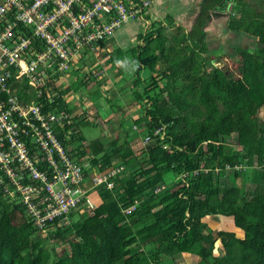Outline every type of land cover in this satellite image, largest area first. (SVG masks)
<instances>
[{
  "label": "trees",
  "instance_id": "1",
  "mask_svg": "<svg viewBox=\"0 0 264 264\" xmlns=\"http://www.w3.org/2000/svg\"><path fill=\"white\" fill-rule=\"evenodd\" d=\"M222 1L208 0L207 7L224 6ZM226 1L235 10L230 32L256 39L253 49L237 47L232 56H238L236 72L218 66L208 70L202 33L193 40L153 30L130 52L131 61L120 49L109 53L107 64L125 61L119 67L129 68L132 75L131 105L144 110L133 121L143 138L139 155L129 142H90L92 156L101 158L88 160L92 168L86 174L121 166L125 171L115 177L112 191L98 189L101 204L93 214L84 212L75 221L69 214L65 229L37 230L0 190V264H171L183 253L197 256V264H264V0ZM89 76L88 81L97 80ZM79 84L85 86L81 80L72 82L52 103L43 100L45 110L71 114L62 96ZM241 113L248 121L235 128L234 115ZM72 126L76 130L89 122ZM69 128L57 130L65 148L64 130ZM234 133L233 149L223 138ZM84 155L81 150L74 157ZM242 174L250 175V181L239 187L235 181ZM224 175L233 180L228 186L219 183ZM161 186L165 189L154 193ZM131 206L135 209L123 215L121 208ZM207 219L230 221L227 230L217 232L219 240ZM45 233L48 238H41ZM49 238L65 243L68 251L58 254L44 246ZM146 245L151 246L147 252L141 250Z\"/></svg>",
  "mask_w": 264,
  "mask_h": 264
},
{
  "label": "built area",
  "instance_id": "2",
  "mask_svg": "<svg viewBox=\"0 0 264 264\" xmlns=\"http://www.w3.org/2000/svg\"><path fill=\"white\" fill-rule=\"evenodd\" d=\"M149 5L147 0L0 2V190L39 231L59 227L76 210L93 214L101 204L98 189L112 191L115 177L125 171L121 166L86 174L89 162L72 158L57 137L73 112L45 110L43 100L52 103L70 88L63 79L80 80L86 60L108 53L106 42L123 25L143 21ZM70 92L62 96L69 106Z\"/></svg>",
  "mask_w": 264,
  "mask_h": 264
},
{
  "label": "rangeland",
  "instance_id": "3",
  "mask_svg": "<svg viewBox=\"0 0 264 264\" xmlns=\"http://www.w3.org/2000/svg\"><path fill=\"white\" fill-rule=\"evenodd\" d=\"M257 7L261 8V5L257 4ZM240 12L242 11L239 9V11L237 12L238 15L234 17L235 19H238L240 17ZM237 35L230 33L227 36L226 39L230 43L228 46L229 50L227 49L223 53L216 52L215 54L206 56L208 61H210V64L208 65V70H211V67L218 66V69L220 70L224 69L226 71L228 70L230 72H236L238 56H236V59L232 56L238 53L237 47L253 49L256 44V39L254 40L249 37H245L243 36V34ZM107 43L108 41L106 42V44ZM109 46L112 49L116 48V44L113 42H111ZM101 55L99 56L98 54L96 56L97 60H95V56L93 55H91L90 58L86 60L88 64L86 65V67L81 69V72L77 75L78 77H80V80L85 84V86L79 84L68 94V103L70 104L73 113L71 114L69 118L70 120L66 125L70 126V128L66 131L64 130V138L67 143V151H70V155L72 156V158L77 160L86 159L88 161L91 158H101L100 155L92 156L91 150L88 149L89 143L95 141L96 139H101V141L108 140V142L114 140L116 145H122L126 142H129L136 150L137 155H139L140 149H142L143 145V138L141 137L138 128L135 127L133 121L141 117L143 115L144 110L143 107H139L138 105H136L135 102H133V104L131 105V102L134 98L133 93L130 92L132 85V80H130L132 76L131 72L129 71V68H109L108 64H106L105 62V59L101 57ZM116 71L117 74H115ZM90 73L97 77V80L95 82L88 81ZM71 78L63 79V81L68 83L69 86L71 84ZM103 78L105 79V83L102 85H98L97 81L101 82L100 80H102ZM161 83L162 81H159L160 85ZM97 94L98 96L95 98ZM77 96H80V99L78 98L77 100ZM105 98L110 99V103ZM75 103H77V105ZM82 106H84L83 109ZM260 116H264V109L260 111ZM80 120L84 122L88 121L89 126H80L76 130H73L72 125L78 123ZM233 121L235 123L236 128L240 125V123L247 122L248 119L244 113H241L234 115ZM121 123L123 124V126H121ZM105 134H107V136H105ZM223 139L224 144L226 146L228 145L231 148H233V146L237 144L236 133ZM104 143L107 142L105 141ZM235 148L237 147L235 146ZM81 150L85 151V155L80 158L74 157L75 153ZM108 150L109 149H107L105 152H107ZM251 157L253 160L254 155H251ZM252 167L253 166H249V168ZM225 172L229 173V170H225L224 173ZM226 175H224L219 180L220 185L226 184L228 186L233 182V180L231 181L228 176L226 177ZM242 175L235 181V183L239 187L242 186L245 181H250V175L248 177L247 175ZM171 176H169V179L173 180L174 177ZM91 198L94 202L98 201V198L96 196H92ZM10 203L11 206L14 205V203ZM78 212L79 211L76 210L72 213V221H75L77 218H79L77 217L78 215H87L86 213ZM70 221V218L63 220V222L58 228L65 229L69 225ZM204 221L213 230V236L215 240L218 239L217 232L222 231L223 229L227 230L230 226V221L228 219H224L219 222H216L215 220L210 221L208 219ZM41 238H48V236L45 233L42 234ZM47 240L48 239L45 240L44 246H47V248L53 250L54 252L61 254L62 252L68 251V246L65 243L61 241L58 242L53 238H49V240ZM217 247H221V245H218ZM150 249V245H146L141 248V250H144L145 252ZM198 261L199 258L197 256L183 253L178 257L172 259L170 263L197 264Z\"/></svg>",
  "mask_w": 264,
  "mask_h": 264
},
{
  "label": "crops",
  "instance_id": "4",
  "mask_svg": "<svg viewBox=\"0 0 264 264\" xmlns=\"http://www.w3.org/2000/svg\"><path fill=\"white\" fill-rule=\"evenodd\" d=\"M147 1H150V5L145 11L143 21H134L123 25L116 31L114 36L108 40L106 48L110 47L109 44L111 42L116 44L115 49L111 48V51H107L108 58L109 53H113L115 50L120 49L123 52H127L126 54L129 57L127 58L131 61L132 55L130 52L140 45L142 41L141 37L158 29L164 32L163 34L168 37L183 34L187 37L191 35L193 40L202 33V42L208 47L209 51L207 56L215 54L216 52L223 53L227 49L229 50L228 46L230 43L226 38L231 33L228 28L230 14H235L233 3L231 4L229 1L223 0L222 3L225 2L224 6H221V4H212L211 7L208 8V0ZM0 2H2V0H0ZM199 20H202L204 23L202 27L198 26ZM120 62L123 63L125 61ZM121 63H119V65ZM109 65L110 64H108L109 68L119 69V65H116V67ZM115 74H117V71ZM100 81L101 82H98L102 84L105 83L104 78Z\"/></svg>",
  "mask_w": 264,
  "mask_h": 264
},
{
  "label": "clouds",
  "instance_id": "5",
  "mask_svg": "<svg viewBox=\"0 0 264 264\" xmlns=\"http://www.w3.org/2000/svg\"><path fill=\"white\" fill-rule=\"evenodd\" d=\"M117 63L119 64V63H121L120 61H117Z\"/></svg>",
  "mask_w": 264,
  "mask_h": 264
},
{
  "label": "water",
  "instance_id": "6",
  "mask_svg": "<svg viewBox=\"0 0 264 264\" xmlns=\"http://www.w3.org/2000/svg\"><path fill=\"white\" fill-rule=\"evenodd\" d=\"M55 95V93H53Z\"/></svg>",
  "mask_w": 264,
  "mask_h": 264
}]
</instances>
